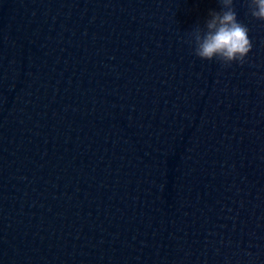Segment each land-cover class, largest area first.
Masks as SVG:
<instances>
[{
  "label": "water",
  "instance_id": "1",
  "mask_svg": "<svg viewBox=\"0 0 264 264\" xmlns=\"http://www.w3.org/2000/svg\"><path fill=\"white\" fill-rule=\"evenodd\" d=\"M217 0H0V264H264V22Z\"/></svg>",
  "mask_w": 264,
  "mask_h": 264
},
{
  "label": "clouds",
  "instance_id": "2",
  "mask_svg": "<svg viewBox=\"0 0 264 264\" xmlns=\"http://www.w3.org/2000/svg\"><path fill=\"white\" fill-rule=\"evenodd\" d=\"M247 14L264 22V0H241ZM237 0H217L218 10H210L203 26L187 32L185 41L193 54L203 61H217L224 66L243 65L252 51L249 28L238 18Z\"/></svg>",
  "mask_w": 264,
  "mask_h": 264
}]
</instances>
